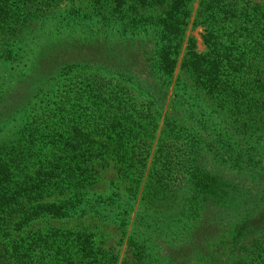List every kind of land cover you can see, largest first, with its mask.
Wrapping results in <instances>:
<instances>
[{
  "label": "trees",
  "instance_id": "trees-1",
  "mask_svg": "<svg viewBox=\"0 0 264 264\" xmlns=\"http://www.w3.org/2000/svg\"><path fill=\"white\" fill-rule=\"evenodd\" d=\"M57 1L0 0V40L5 41L3 46L10 45L7 50L13 54L10 58L20 61L22 53L35 45L40 37L62 34L64 27H68V44L71 40L89 42L91 47L77 55L84 58L81 62L60 66L59 73L85 61L86 68L91 69L90 73H120L121 69L110 64L112 55L108 58L109 53L98 48L103 37L99 28H92L91 19L78 14L51 15L52 5ZM92 1L99 7L98 4L102 6L104 0ZM201 5L212 21L251 22L250 28H243L248 30L246 33L238 34L244 40L243 44L225 46L216 37L204 61L213 66L210 88L227 106L229 118L236 123L233 131L241 134L247 129H260L261 124L264 125V4L260 6L251 0H203ZM88 22L91 25L84 30ZM144 30L146 33L139 36L149 39L155 46L162 36L161 29L152 26ZM156 49V46L149 48L148 57L158 56ZM163 52L168 54L167 50ZM153 74L149 84L141 81L133 83L135 88H150L146 106L136 104L134 111H128L130 108L122 92L112 87L111 92L121 98L107 111L110 115L100 111L102 115L96 117L95 111H91L85 119L84 115H80L82 111H72V115L81 116L79 119L74 117L79 120L74 130L57 134L59 129L53 126L51 135L62 136H58L52 146L42 149L37 147L35 138L32 142L23 140L27 131L20 139L0 145V264L106 263L104 253L96 249L88 238L82 237L80 231L54 228L44 233L37 231L23 235L19 232L20 223L18 220L16 223V219L24 212L20 207L23 201H40L51 190L58 191V194L67 191L72 196L59 206L53 203L37 205L31 215L81 219L93 213V209L98 212V208L102 214L107 207L101 206L103 199L100 196H74L82 188L79 184H86L93 177L88 171L93 167L92 161L101 155L110 154L120 160L124 172L135 175L132 180L137 187L145 164L139 143L146 142L148 128L155 131L168 91V81L159 76L158 70ZM89 77L92 78L91 75ZM92 81L88 79L87 82L92 84ZM90 92L87 97L100 99L106 91L91 88ZM100 100L103 101L102 109L108 107L104 103L109 102L107 99L103 97ZM201 113L186 111L182 119L172 121L166 115L168 123L176 124L175 132H170L171 128L166 126V140L176 143L182 141L181 135H184V157L177 155L173 158L164 148L165 140L162 141L155 156L160 167L154 166L150 177L156 183L169 186L168 197L177 198V202L165 215L166 220L160 223L154 216H144L145 213L135 217L131 233L135 235L139 227L146 225L167 240L182 242L187 250H195L191 254L195 264H247L264 249V137L256 135V141L243 145L229 134L226 136L224 132L203 124L199 119ZM189 121L196 126L189 125ZM40 122L30 129L33 136L35 133L38 135V131L40 134L43 132ZM123 129L131 134L132 145L130 141L128 144V141H119ZM95 137L109 142H102L101 145L85 143ZM37 150L38 153L35 152ZM150 189L156 190V185H151L147 191L154 202L160 195L152 194ZM113 206L122 210L125 203L116 201ZM173 220L181 223L171 230L165 223L172 226ZM129 222L131 219L127 216L124 224L127 226ZM161 263L178 264L169 255L164 256Z\"/></svg>",
  "mask_w": 264,
  "mask_h": 264
},
{
  "label": "rangeland",
  "instance_id": "rangeland-1",
  "mask_svg": "<svg viewBox=\"0 0 264 264\" xmlns=\"http://www.w3.org/2000/svg\"><path fill=\"white\" fill-rule=\"evenodd\" d=\"M251 1L260 6L264 4V0ZM202 2L203 0H104L102 6L98 4L99 7H96L92 0H58L54 3L51 15L55 17L71 13L91 19L89 22L92 25L88 22L83 29L88 25L99 28L103 37L98 48L106 50L102 52H108V58L112 55L110 64L121 69L120 73L111 72L109 69L105 70L110 73H90L91 69L86 68V61L59 73L60 66L67 65L68 62H81L84 58L77 55L91 47L89 42L71 40L72 45L68 44V27H64L65 34L53 33L40 37L35 45L22 53L18 62L10 58L12 53L7 52L10 45L3 46L5 41L0 40V145H8L14 139H20L23 132L27 131L28 134L23 140L32 142L35 138L37 147L45 149L56 143L58 136H62L51 135L53 126L59 129L57 134L74 130L73 127L81 116L72 115V111H82L80 115H84L85 119L91 111H95L96 117L100 111H105L104 115H110L107 111L121 98L111 92L112 87H117L122 92V97L130 108L127 110L134 111L136 104L146 106L150 88H135L133 83L141 81L149 84L155 70L160 72L162 79L168 81V91L157 127L155 131L148 128L145 134L146 142L139 143L140 153L145 156V164L140 172L137 187L132 180L135 175L132 172H124L120 160L110 154L101 155L92 161L93 167L88 171L93 177L86 184L80 183L82 188L78 189L74 196H100L103 199L101 206L107 207L102 214L98 208V212L93 209V213L81 219L31 215L37 205L46 206L53 203L59 206L64 203L63 200L72 196L67 191L58 194V191L51 190L46 192L40 201L25 200L20 204L24 211L22 216L16 219V223L17 220L20 223V233H44L54 228L61 231H80L82 237L88 238L96 249L104 253L105 264H162L161 260L167 255L178 264H195L191 256L195 250H187V246L182 242L167 240L157 230L146 228V225L139 227V232L135 235L131 233L135 217L145 213L144 216H154L157 223H160L166 220L165 215L177 202V198L168 197L169 186L156 183L155 179L150 177L152 168L160 167L155 161V156L163 144L162 141L165 140L164 148L173 158L177 155L184 157L185 147L182 141L185 136L181 135L182 141L178 140L176 143L166 140V126L171 128L170 132L176 130V124L168 122L182 119L186 111H202L199 119L203 124L224 132L226 136L229 134L232 139L239 140L243 145L256 141V135L264 137L263 124L260 129H247L241 134L233 131L236 123L229 118L227 106L210 88L214 75L213 66L204 61L216 37L225 46L243 44L244 40L238 34L246 33L251 27V22L212 21L207 15V10L201 5ZM152 26L162 31L160 41L155 44L159 54H155L154 58L148 57L147 51L155 46L149 39L145 40L139 36L145 32L143 29H150ZM245 27L247 29L243 30ZM162 50H167L168 54ZM172 60L174 62H171ZM212 61L215 62L214 59ZM88 79L94 80L93 83L88 84ZM91 88L106 91L100 99H107L109 102L104 103L108 107L102 109V100L93 96L87 97L91 95ZM110 92L111 94L107 95ZM166 115L171 117L169 121L166 120ZM39 122L43 132L40 134L38 131V135L35 133L33 136L30 129ZM188 124L196 126L190 121ZM126 132L127 130H122L119 141H128V144L131 134ZM67 136L68 134L65 135ZM102 142L109 141L96 137L91 142L85 141L98 145ZM133 143L130 141V145ZM35 152L38 153L39 150ZM151 185H156V190L150 189L151 193L160 195L154 202L147 192ZM116 201L125 203L122 210L113 206ZM127 216L131 222L126 226L124 221ZM179 223L181 222L176 220L170 226L166 222L165 226L173 230ZM256 256L255 259H249L247 264H264V249Z\"/></svg>",
  "mask_w": 264,
  "mask_h": 264
}]
</instances>
